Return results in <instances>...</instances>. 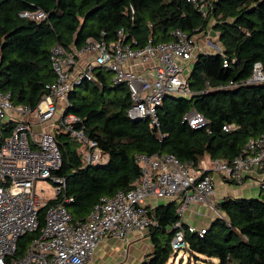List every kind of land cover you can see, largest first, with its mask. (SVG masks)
Wrapping results in <instances>:
<instances>
[{
    "label": "trees",
    "instance_id": "trees-1",
    "mask_svg": "<svg viewBox=\"0 0 264 264\" xmlns=\"http://www.w3.org/2000/svg\"><path fill=\"white\" fill-rule=\"evenodd\" d=\"M202 15L190 0H0V92H8L14 105L33 107L54 79L49 49L59 44L79 49L88 39L114 41L122 31L127 43L141 47L172 40L178 29L187 36L215 35L219 52L198 53L186 74L188 97L165 96L156 109L158 126L147 119H128L125 85H111L110 73L73 86L66 95L65 113L81 120L87 138L107 153L103 165H82L80 146L67 133L53 129L60 151L56 175L64 188L41 207L37 228L18 245L37 237L43 212L62 203L71 221H82L102 196L127 190L139 175L134 155L173 154L179 161H194L207 154L230 161L249 137L264 134V81L241 84L258 62L264 76V0H207ZM40 10L39 21L20 17L21 11ZM225 61V65L223 62ZM229 82L237 83L226 87ZM189 111L201 114L207 124L193 129L183 121ZM13 123L0 127V144ZM229 125L232 128L223 130ZM253 197L226 196L201 236L181 223L184 248L204 264H264V190ZM62 196L72 198L62 202ZM173 198L150 209L153 224L147 229L149 251L136 264H166L172 255L170 227L178 219ZM199 264V263H196Z\"/></svg>",
    "mask_w": 264,
    "mask_h": 264
},
{
    "label": "built area",
    "instance_id": "built-area-1",
    "mask_svg": "<svg viewBox=\"0 0 264 264\" xmlns=\"http://www.w3.org/2000/svg\"><path fill=\"white\" fill-rule=\"evenodd\" d=\"M190 1L205 15L207 0ZM18 16L39 21L45 14L40 10L21 11ZM171 35L168 42L148 40L141 47L134 46L133 40L127 43L121 30L114 41L88 39L79 49L53 44L49 58L54 79L45 86L46 93L35 106L14 105L8 92H0V127L8 121L13 123L0 144V264H85L105 237L124 242L130 233H146L153 224L148 200L168 196L177 200L178 219L170 227L173 234L169 243L172 251H178L187 247L181 223L191 204H206L215 217H224L215 208L217 200H210L218 182L236 187L248 184L264 190V134L247 138L230 161L204 154L194 161L182 162L170 153H137L134 162L139 175L129 189L100 197L82 221L72 222L62 203L48 205L39 235L18 245L19 238L37 228L39 209L64 188V178L55 174L61 157L53 129L67 133L79 144L82 167L107 161V153L86 137L81 120L65 113L66 95L73 86L93 79L95 70L109 72L111 85L123 84L127 88L126 117L147 119L152 127L158 126L156 109L165 96L192 94L186 83L190 63L196 54L219 52L220 47L216 39L200 44L197 34L187 36L178 29ZM262 81L264 76L256 62L250 76L239 83ZM236 84L229 82L226 87ZM23 117H32L31 122ZM183 121L193 129L207 124L194 111L186 113ZM33 124L39 126L37 131ZM231 128L222 127L225 131ZM38 181L52 184L50 197L37 189ZM71 201L62 196V202ZM187 229L201 236L206 228Z\"/></svg>",
    "mask_w": 264,
    "mask_h": 264
},
{
    "label": "crops",
    "instance_id": "crops-1",
    "mask_svg": "<svg viewBox=\"0 0 264 264\" xmlns=\"http://www.w3.org/2000/svg\"><path fill=\"white\" fill-rule=\"evenodd\" d=\"M29 121L31 122V120ZM32 128L37 131L39 126L33 124ZM216 187V193L210 197V200L214 198L219 201L226 196L253 197L258 193L257 188L248 184L234 187L218 182ZM214 218L215 214L208 205L203 203L191 204L182 215V223L194 229L207 228ZM149 247L147 232L143 234L130 233L124 242L105 237L96 246L91 259L85 264H136L148 253Z\"/></svg>",
    "mask_w": 264,
    "mask_h": 264
},
{
    "label": "rangeland",
    "instance_id": "rangeland-1",
    "mask_svg": "<svg viewBox=\"0 0 264 264\" xmlns=\"http://www.w3.org/2000/svg\"><path fill=\"white\" fill-rule=\"evenodd\" d=\"M205 34H207V35H205ZM214 36L215 35L211 34L210 32L209 33H203V32L197 33L196 40L198 43L203 44L204 41H206L207 39L211 40V41L215 40L216 38ZM59 112H60V110L58 109L56 112V115ZM23 118L28 119V121L32 119V117H23ZM245 185H247V184H245ZM36 187H37V189H43V191L47 197L51 196V194H50L51 193V187H53L51 183H49L47 181H45V182L38 181L36 183ZM173 198H174L173 196H168V197H164V198L149 199L148 203L151 206H155L158 204L165 203L169 200H172ZM196 263L204 264L202 261L195 260L192 256H190L183 249H180L178 251H172V255L169 257L168 261L166 262V264H196Z\"/></svg>",
    "mask_w": 264,
    "mask_h": 264
}]
</instances>
